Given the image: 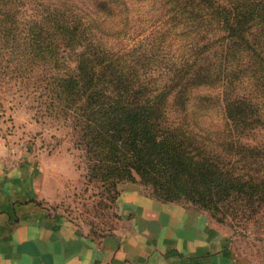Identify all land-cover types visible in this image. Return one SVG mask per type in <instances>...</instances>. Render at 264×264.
I'll return each instance as SVG.
<instances>
[{"label": "trees", "instance_id": "obj_1", "mask_svg": "<svg viewBox=\"0 0 264 264\" xmlns=\"http://www.w3.org/2000/svg\"><path fill=\"white\" fill-rule=\"evenodd\" d=\"M0 68L37 74L109 195L264 228V0H0Z\"/></svg>", "mask_w": 264, "mask_h": 264}, {"label": "crops", "instance_id": "obj_2", "mask_svg": "<svg viewBox=\"0 0 264 264\" xmlns=\"http://www.w3.org/2000/svg\"><path fill=\"white\" fill-rule=\"evenodd\" d=\"M38 180L0 158V264H242L203 213L122 184L121 230L96 238L31 202L43 197Z\"/></svg>", "mask_w": 264, "mask_h": 264}, {"label": "rangeland", "instance_id": "obj_3", "mask_svg": "<svg viewBox=\"0 0 264 264\" xmlns=\"http://www.w3.org/2000/svg\"><path fill=\"white\" fill-rule=\"evenodd\" d=\"M58 113L37 74L33 80H17L9 70L0 68V152L5 151L0 158L9 168H22L28 176L39 179L43 197L30 201L90 236L116 234L123 224L118 212L119 186L135 185L153 198L151 192L140 183L127 182L118 185L115 197L103 184L91 182L79 136ZM185 208L208 216L220 233L229 237L237 262L264 264V228H236L230 220L221 224L208 213Z\"/></svg>", "mask_w": 264, "mask_h": 264}]
</instances>
